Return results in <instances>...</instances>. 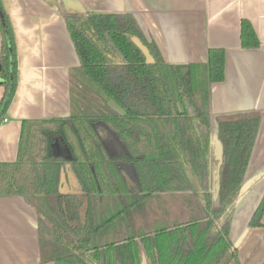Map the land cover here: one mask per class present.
<instances>
[{
    "label": "trees",
    "instance_id": "1",
    "mask_svg": "<svg viewBox=\"0 0 264 264\" xmlns=\"http://www.w3.org/2000/svg\"><path fill=\"white\" fill-rule=\"evenodd\" d=\"M64 20L79 59V86L88 81L96 88L99 110L85 112L73 95V112L68 120L58 121L62 127L58 133L63 148L71 153V168L82 193L94 204H89L86 221L76 226L71 225L66 212L79 202L69 195L64 201L66 212L61 211L57 218L38 211L40 262L141 264L144 258L148 264H228L236 260L229 228L260 117L249 112L214 118L220 143V161L215 165L208 84L224 78L223 49L210 48L204 64H168L129 13L66 14ZM0 34V85L4 88L1 122L14 96L17 69L15 42L1 4ZM132 37L146 47L150 61ZM240 43L243 48L259 45L245 19L240 22ZM183 67H187L184 75ZM99 121L121 139L126 154L108 156L93 127ZM28 124L25 122V126ZM42 129V148L35 147L33 131L29 134L23 128L16 160L0 162V197H60L57 185L61 162L51 151L52 132ZM122 171L131 178L134 188L128 186ZM185 191H192L201 210L189 222L138 235L127 230L114 241L105 239L123 223L130 228L131 215L141 210L151 194ZM101 194L119 199L120 209L109 215L97 212L95 198ZM263 213L264 194L248 225L261 226Z\"/></svg>",
    "mask_w": 264,
    "mask_h": 264
},
{
    "label": "crops",
    "instance_id": "2",
    "mask_svg": "<svg viewBox=\"0 0 264 264\" xmlns=\"http://www.w3.org/2000/svg\"><path fill=\"white\" fill-rule=\"evenodd\" d=\"M0 4L12 30L17 64L14 96L0 122V162L16 160L23 128L29 134L33 131L37 139L35 147L42 148L43 138L39 136L44 131L42 127L52 132L51 151L61 162L59 198L0 197V264H57L40 262V212L57 218L61 211L66 212L64 201L69 195L79 202L66 212L71 225L76 226L86 221L89 204H94L82 193L70 160L59 156L65 149L58 133L62 130L58 121L68 120L73 112L72 88L79 86L81 80L76 70L79 59L64 16L93 13L131 14L145 38L155 42L168 64H204L210 48L223 49L224 78L208 84L210 144L215 165L220 160V143L214 118L249 112L260 117L242 193L229 228L236 260L228 264H264V213L261 226L248 225L264 193V0H0ZM242 19L251 24L259 41L257 47L241 46ZM3 91L0 85V98ZM108 105L122 114L112 102ZM25 122L29 124L25 126ZM93 127L109 157L126 154L125 145L106 123L95 122ZM122 174L128 186L134 188L131 178L124 171ZM211 193L215 198V190ZM109 197L114 196H96L97 212L103 211L101 205H106L103 199ZM200 214L192 191L154 193L140 211L131 215L130 228L123 223L105 239L114 241L127 230L138 235L186 223ZM141 264L148 263L143 258Z\"/></svg>",
    "mask_w": 264,
    "mask_h": 264
},
{
    "label": "rangeland",
    "instance_id": "3",
    "mask_svg": "<svg viewBox=\"0 0 264 264\" xmlns=\"http://www.w3.org/2000/svg\"><path fill=\"white\" fill-rule=\"evenodd\" d=\"M204 75V73H203ZM203 81V85L205 84V75L201 78ZM83 80V79H82ZM85 81V80H84ZM76 86V85H75ZM74 91L73 95L75 96V100H77V106L83 105L85 112L95 113L99 110V107H96L95 99L97 98L96 88L85 81V85H80L79 87L72 88ZM103 202L106 205H101V209L105 215H109L120 209V200L116 197H109L103 199Z\"/></svg>",
    "mask_w": 264,
    "mask_h": 264
},
{
    "label": "water",
    "instance_id": "4",
    "mask_svg": "<svg viewBox=\"0 0 264 264\" xmlns=\"http://www.w3.org/2000/svg\"><path fill=\"white\" fill-rule=\"evenodd\" d=\"M132 42L134 43V45H136L146 56H147V60L150 61V57L147 53V49L146 47L142 44V42L136 38V37H132L131 38ZM187 71V67H183L181 68V73L184 75ZM65 153V155H59L61 156L63 159L65 160H71L72 156L71 153L69 152V150L65 149V151H63ZM220 161V160H219ZM264 194V193H263ZM262 198V197H261Z\"/></svg>",
    "mask_w": 264,
    "mask_h": 264
},
{
    "label": "flooded vegetation",
    "instance_id": "5",
    "mask_svg": "<svg viewBox=\"0 0 264 264\" xmlns=\"http://www.w3.org/2000/svg\"><path fill=\"white\" fill-rule=\"evenodd\" d=\"M60 155H65V153L62 151L59 152Z\"/></svg>",
    "mask_w": 264,
    "mask_h": 264
},
{
    "label": "built area",
    "instance_id": "6",
    "mask_svg": "<svg viewBox=\"0 0 264 264\" xmlns=\"http://www.w3.org/2000/svg\"><path fill=\"white\" fill-rule=\"evenodd\" d=\"M3 121H6V118H4V120Z\"/></svg>",
    "mask_w": 264,
    "mask_h": 264
}]
</instances>
